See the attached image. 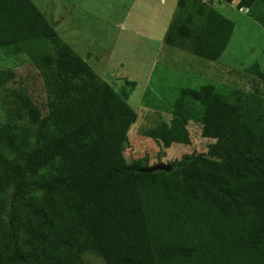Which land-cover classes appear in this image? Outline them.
<instances>
[{
    "label": "trees",
    "instance_id": "obj_1",
    "mask_svg": "<svg viewBox=\"0 0 264 264\" xmlns=\"http://www.w3.org/2000/svg\"><path fill=\"white\" fill-rule=\"evenodd\" d=\"M264 27V0H239ZM234 22L203 0H177L163 42L218 60ZM0 49L25 54L43 82L0 124V264H264V100L213 83L184 86L168 122L146 135L187 145L189 101L202 106L204 153L141 172L123 144L137 114L33 0H0ZM248 71L264 80L258 62ZM15 77L0 68V87ZM260 105V108L257 106ZM10 190V194H8Z\"/></svg>",
    "mask_w": 264,
    "mask_h": 264
},
{
    "label": "rangeland",
    "instance_id": "obj_2",
    "mask_svg": "<svg viewBox=\"0 0 264 264\" xmlns=\"http://www.w3.org/2000/svg\"><path fill=\"white\" fill-rule=\"evenodd\" d=\"M59 35L136 112L127 132L123 155L127 162L144 158L146 166L178 163L183 155L204 153L212 139L201 135L202 106L189 101L187 145L164 147L146 132L168 122L179 89L213 83L232 98V90L257 91L264 100V80L248 71L258 62L264 71V27L252 19L239 0H203L213 5L235 26L219 60L211 61L163 42L165 25L176 0H33ZM228 71L219 73L216 63ZM11 67L15 77L0 87V124L6 120L10 100L28 93L41 107L46 102L42 78L25 54L9 55L0 49V68ZM224 67V66H223ZM225 67V68H226ZM260 108V105H257ZM263 109L264 107L260 108ZM10 194V190L8 192ZM83 264H104L92 252L81 255Z\"/></svg>",
    "mask_w": 264,
    "mask_h": 264
},
{
    "label": "water",
    "instance_id": "obj_3",
    "mask_svg": "<svg viewBox=\"0 0 264 264\" xmlns=\"http://www.w3.org/2000/svg\"><path fill=\"white\" fill-rule=\"evenodd\" d=\"M170 170L171 169V165L169 164H164V163H157L151 166H144L139 168L138 170L141 172H150V171H154V170Z\"/></svg>",
    "mask_w": 264,
    "mask_h": 264
},
{
    "label": "crops",
    "instance_id": "obj_4",
    "mask_svg": "<svg viewBox=\"0 0 264 264\" xmlns=\"http://www.w3.org/2000/svg\"><path fill=\"white\" fill-rule=\"evenodd\" d=\"M177 1V0H176ZM34 2V1H33ZM177 3V2H176ZM37 7H38V5H36ZM39 8V7H38ZM173 13V12H172ZM171 19V18H170ZM170 21V20H169ZM169 21H168V18H167V24L165 25V30H166V28H167V26H168V23H169ZM55 29H56V27H54ZM165 30H164V32H165ZM56 31H57V29H56ZM59 34V33H58ZM164 35V34H163ZM64 40V39H63ZM219 60V59H218ZM216 69H217V71L219 72V73H222V72H226V71H228V67H226V65L225 64H223V63H221V62H218L217 61V63H216ZM224 66V67H223ZM226 67V68H225ZM212 83H215V82H212Z\"/></svg>",
    "mask_w": 264,
    "mask_h": 264
},
{
    "label": "built area",
    "instance_id": "obj_5",
    "mask_svg": "<svg viewBox=\"0 0 264 264\" xmlns=\"http://www.w3.org/2000/svg\"><path fill=\"white\" fill-rule=\"evenodd\" d=\"M242 8H240V10H241Z\"/></svg>",
    "mask_w": 264,
    "mask_h": 264
}]
</instances>
